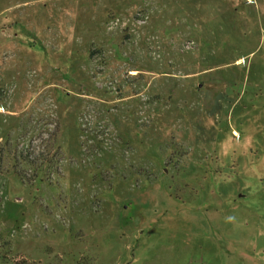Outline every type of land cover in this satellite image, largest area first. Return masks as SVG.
Masks as SVG:
<instances>
[{"label": "rangeland", "instance_id": "obj_1", "mask_svg": "<svg viewBox=\"0 0 264 264\" xmlns=\"http://www.w3.org/2000/svg\"><path fill=\"white\" fill-rule=\"evenodd\" d=\"M0 264H264V0H0Z\"/></svg>", "mask_w": 264, "mask_h": 264}, {"label": "trees", "instance_id": "obj_2", "mask_svg": "<svg viewBox=\"0 0 264 264\" xmlns=\"http://www.w3.org/2000/svg\"><path fill=\"white\" fill-rule=\"evenodd\" d=\"M55 173L59 174L58 171H56ZM15 174L25 183L27 184H32L34 182L39 181L40 183H43L45 180V176H46V171L44 169V167H39L35 169L34 172V178L33 179H28L25 175L24 171L21 170H17V168H15ZM60 175V174H59Z\"/></svg>", "mask_w": 264, "mask_h": 264}]
</instances>
